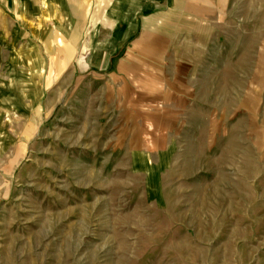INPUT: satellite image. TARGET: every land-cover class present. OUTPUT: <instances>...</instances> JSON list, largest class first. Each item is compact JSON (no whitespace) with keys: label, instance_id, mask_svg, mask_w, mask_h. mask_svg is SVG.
Masks as SVG:
<instances>
[{"label":"rangeland","instance_id":"rangeland-1","mask_svg":"<svg viewBox=\"0 0 264 264\" xmlns=\"http://www.w3.org/2000/svg\"><path fill=\"white\" fill-rule=\"evenodd\" d=\"M212 2L0 13V264H264V0Z\"/></svg>","mask_w":264,"mask_h":264},{"label":"crops","instance_id":"crops-1","mask_svg":"<svg viewBox=\"0 0 264 264\" xmlns=\"http://www.w3.org/2000/svg\"><path fill=\"white\" fill-rule=\"evenodd\" d=\"M72 1H87V0H0V13H3V15L5 17H8L10 20L13 19L16 27H22V28L27 26L36 27L40 25V19L42 18L41 13L43 11H49L50 13H52V11L54 10L71 8V5L72 6L75 5L72 3ZM133 1L134 0H129V3L130 2L133 3ZM210 1H214L212 3L215 8H220V0H210ZM121 2L122 1H113L112 3L109 4L117 6L118 4H122ZM221 4L223 5V8H225L224 10L215 9L213 11H208L206 14L208 15L210 13L224 14L227 8L223 2ZM196 15H198V13H196ZM43 17L46 18L44 14ZM115 19L117 21L121 19L124 22L126 20L127 23L123 32L121 33L119 32L114 35L116 38H118V40L120 39L122 41H127L137 32L138 25L135 22H132L133 17H131L130 15L129 8L126 10V13L122 16V18H120V16H117ZM144 35L146 34L144 33ZM171 80L173 79H170L169 83L166 82L167 83L166 87L168 88V90L166 89L164 93L165 95L161 97L164 99H167L168 97L170 98L184 97V94L187 93L183 91V80L181 79V84H175ZM172 104H174L175 109L183 106L182 102L178 100L173 102ZM180 104L181 106H179ZM174 113H176V111H174Z\"/></svg>","mask_w":264,"mask_h":264}]
</instances>
